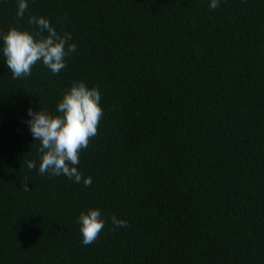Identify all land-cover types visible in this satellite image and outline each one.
Segmentation results:
<instances>
[{
	"label": "trees",
	"instance_id": "trees-1",
	"mask_svg": "<svg viewBox=\"0 0 264 264\" xmlns=\"http://www.w3.org/2000/svg\"><path fill=\"white\" fill-rule=\"evenodd\" d=\"M27 3L20 19L0 0V32L43 16L77 50L13 79L0 40V264H264V0ZM72 81L104 110L80 153L91 186L40 175L26 123ZM93 208L105 227L85 246Z\"/></svg>",
	"mask_w": 264,
	"mask_h": 264
},
{
	"label": "clouds",
	"instance_id": "clouds-1",
	"mask_svg": "<svg viewBox=\"0 0 264 264\" xmlns=\"http://www.w3.org/2000/svg\"><path fill=\"white\" fill-rule=\"evenodd\" d=\"M209 6L218 8L219 0H210ZM27 9V0H17V17L23 19ZM27 23L33 26V31L9 27L7 32H0L2 54L12 78L30 76L37 63H42L52 74H59L67 67L66 57L77 50V45L71 42V33L57 32L50 20L43 16L29 15ZM100 101L97 87L89 88L84 81H72L57 104V114L29 109L30 119L26 123L33 138L39 142L40 175L47 174L50 178L63 175L76 183L91 186V177H84L78 165L80 153L98 135V126L104 116ZM36 166L34 160L27 162L29 170ZM22 187L25 191L30 190L27 184ZM110 220L115 227L129 226L126 220L115 215ZM77 223L85 246L94 244L105 227L101 210L97 208L81 212Z\"/></svg>",
	"mask_w": 264,
	"mask_h": 264
}]
</instances>
